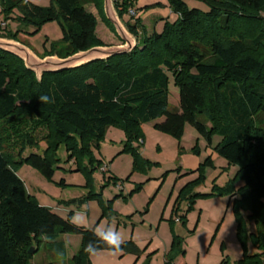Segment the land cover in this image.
<instances>
[{"label": "trees", "instance_id": "1", "mask_svg": "<svg viewBox=\"0 0 264 264\" xmlns=\"http://www.w3.org/2000/svg\"><path fill=\"white\" fill-rule=\"evenodd\" d=\"M196 1L208 9L168 0L176 19L157 18L161 29L150 35H141L137 22H127L136 38L130 51L43 73L40 80L20 58L0 50V264H30L28 250L38 248L43 238L48 249L64 259L65 244L58 239L63 234L81 236L70 264H89L84 248L96 240L94 230L75 227L69 219L40 205L27 192L17 169L25 163L53 181L63 163L58 154L62 148L64 162L71 163L70 171H83L82 160L92 146L99 145L108 127L125 129L131 140L142 138L141 126L152 122L156 130L176 139L188 123L207 147L237 167L232 181L223 188L214 186L210 193L193 191L202 174L186 183L172 205L177 222L185 225L196 198L233 197L236 236L244 250L236 264H260L264 253V0ZM133 2L113 0L120 18L131 11ZM89 3L100 7L105 23L114 29L105 16L103 0H51L48 6L29 0H0V16L5 22L14 19L35 31L60 18L59 44L63 47L54 55L63 59L103 46L96 38V19L86 9ZM11 37L7 39L14 40ZM170 79L178 89V107L173 109H169ZM41 95L52 102L41 103ZM214 136L220 137L215 145ZM126 150L131 152L133 170L150 166L137 148L129 144ZM192 153L199 154L197 144ZM202 165H211L210 157ZM237 181L242 186L236 192L233 183ZM58 184L65 185L63 180ZM103 207L101 203L105 214ZM241 209L256 223V232L247 233ZM170 221L175 219L170 217ZM247 234L260 254L247 253ZM184 242V237L172 232L165 264L184 256ZM101 250L114 251L99 244ZM142 251L129 239L117 252L138 258Z\"/></svg>", "mask_w": 264, "mask_h": 264}, {"label": "rangeland", "instance_id": "2", "mask_svg": "<svg viewBox=\"0 0 264 264\" xmlns=\"http://www.w3.org/2000/svg\"><path fill=\"white\" fill-rule=\"evenodd\" d=\"M29 1L39 6H48L51 0ZM183 1L190 8L202 11L208 9L205 4L196 0ZM133 3L130 8L133 14H129V10L121 18L126 30L129 29L127 22H137V31L141 35H150L154 29H161V21L156 20L157 18L169 21L176 19L168 0H134ZM145 6H149V9L142 10ZM99 8L95 3L86 5L88 12L96 19L95 34L98 41L106 47L125 45L126 37L122 38L105 23ZM15 16L16 13H13L12 18ZM59 22H62L60 18L46 22L35 31L33 27L14 19L5 22L0 16V36L7 38L11 37L7 36L9 32L15 34L11 38L43 59L54 55L63 47L59 44L62 38ZM53 47L56 48L52 51ZM169 91V109H173L178 107V89L173 85L172 79L169 80ZM262 126L264 127V123ZM140 129L142 138L129 140L125 129L108 127L99 145L92 146L82 160L83 171H70L71 163L64 162L65 152L61 148L58 154L63 163L55 172L53 181L46 180L25 163L18 167L17 176L40 205L62 219L71 221L74 213L85 211L87 224L84 228L95 232L97 228L111 225L119 231L123 241L131 239L143 250L138 258L117 251H97L94 255H89V264H145L147 260L148 264H165V253L170 249L173 231L185 239V264H221L223 260H226L225 264H236L244 250L236 236L233 197L222 194L196 198L193 209L187 213L184 226L177 220L174 221L176 217L172 214V205L179 190L200 174L203 179L193 191L205 194L210 193L214 186L223 188L232 181L237 167L228 164L213 150L211 152L215 157L211 156L209 150L204 148L203 139L188 123L184 125L180 139L156 130L150 123L142 125ZM219 139L220 137L214 136V143ZM129 144L151 162L148 168L133 170L131 152L126 150V145ZM196 144L200 148L198 155L192 153ZM40 146L43 148L44 143ZM208 157L211 165H202ZM105 165L107 172L102 170ZM61 180L64 186L58 184ZM233 185L237 192L242 182L237 181ZM183 206L182 204L178 214ZM144 209L147 211L144 212ZM240 212L247 233L256 232L257 225L248 218V212L242 209ZM170 217L174 222L170 221ZM248 234L245 242L247 253L260 254L262 251L252 244ZM64 236L73 240L81 238L77 234ZM47 242L43 238L38 248L33 246L30 264H70L71 258L60 259L48 249ZM260 264H264V253L260 256Z\"/></svg>", "mask_w": 264, "mask_h": 264}, {"label": "water", "instance_id": "3", "mask_svg": "<svg viewBox=\"0 0 264 264\" xmlns=\"http://www.w3.org/2000/svg\"><path fill=\"white\" fill-rule=\"evenodd\" d=\"M103 9L106 18L113 25L116 33L122 38L126 37L127 40L125 45L118 47H93L87 51L79 52L63 59L55 55L41 59L23 44L12 39L0 37V50L20 58L24 62L25 67L35 73L38 80L41 79L43 73L72 69L91 61L105 59L114 54L130 51L136 44V38L123 26L121 18L115 9L113 0H103ZM28 252L29 254H33L34 248L31 247Z\"/></svg>", "mask_w": 264, "mask_h": 264}, {"label": "clouds", "instance_id": "4", "mask_svg": "<svg viewBox=\"0 0 264 264\" xmlns=\"http://www.w3.org/2000/svg\"><path fill=\"white\" fill-rule=\"evenodd\" d=\"M38 99L41 103L52 102L47 95H41ZM70 222L75 227L85 226L87 224L86 212L81 211L74 213ZM94 235L96 236V240L89 241L88 245L84 248V251L89 255H94L98 251L99 244H103L114 251H120L121 245L123 244L122 236L119 231L111 225H107L104 228H97Z\"/></svg>", "mask_w": 264, "mask_h": 264}, {"label": "crops", "instance_id": "5", "mask_svg": "<svg viewBox=\"0 0 264 264\" xmlns=\"http://www.w3.org/2000/svg\"><path fill=\"white\" fill-rule=\"evenodd\" d=\"M161 27V26H160ZM160 121H162V119H160V120H158L157 122H160ZM148 124V123H147ZM150 124H154V122H152V123H150ZM204 141V140H203ZM219 141V140H218ZM217 141V142H218ZM216 142V143H217ZM205 143V142H204ZM216 143H214V137H213V145H215ZM204 148L206 149V150H209V152H210V155L211 156H214L215 157V155H214V153L213 152H211V150H212V148H210V147H207V145H206V143L204 144ZM200 149V148H199ZM108 171V168H107V166L105 165L104 166V170H103V172H107ZM177 220V218L175 219V221ZM64 235H68V234H63V235H60L59 236V240L60 241H62L64 244H65V249H66V256L65 257H67V258H72L74 255H75V253L78 251V249L80 248V245H81V238H74V240L73 239H70V237H65ZM178 235H180V234H178ZM180 236H182V235H180ZM71 240V241H70ZM125 241V240H124ZM135 242V241H134ZM135 244L141 249V247L138 245V243L137 242H135ZM185 249V248H184ZM167 253V252H166ZM166 253H165V255H166ZM65 259V258H64ZM64 259H62V260H64ZM174 264H185V257L184 256H179L176 260H175V262H174Z\"/></svg>", "mask_w": 264, "mask_h": 264}, {"label": "built area", "instance_id": "6", "mask_svg": "<svg viewBox=\"0 0 264 264\" xmlns=\"http://www.w3.org/2000/svg\"><path fill=\"white\" fill-rule=\"evenodd\" d=\"M129 13H130V14H133V11L131 10V11H129ZM102 170H104V169H102Z\"/></svg>", "mask_w": 264, "mask_h": 264}]
</instances>
